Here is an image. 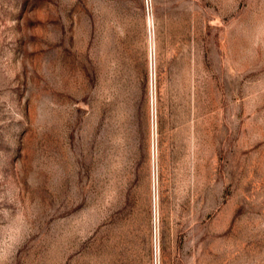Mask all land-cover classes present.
Segmentation results:
<instances>
[{"label":"rangeland","instance_id":"374dc122","mask_svg":"<svg viewBox=\"0 0 264 264\" xmlns=\"http://www.w3.org/2000/svg\"><path fill=\"white\" fill-rule=\"evenodd\" d=\"M0 264H264V0H0Z\"/></svg>","mask_w":264,"mask_h":264}]
</instances>
